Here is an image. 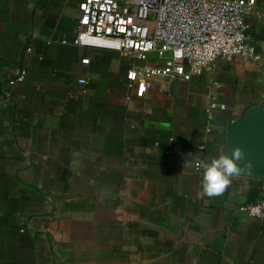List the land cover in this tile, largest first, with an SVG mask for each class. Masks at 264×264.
<instances>
[{
    "label": "crops",
    "instance_id": "crops-1",
    "mask_svg": "<svg viewBox=\"0 0 264 264\" xmlns=\"http://www.w3.org/2000/svg\"><path fill=\"white\" fill-rule=\"evenodd\" d=\"M80 1L0 0V264H264V219L237 213L264 178L199 195L233 123L264 108V0L245 19L256 58L143 95L139 63L72 43Z\"/></svg>",
    "mask_w": 264,
    "mask_h": 264
},
{
    "label": "built area",
    "instance_id": "built-area-1",
    "mask_svg": "<svg viewBox=\"0 0 264 264\" xmlns=\"http://www.w3.org/2000/svg\"><path fill=\"white\" fill-rule=\"evenodd\" d=\"M257 1L81 0L72 43L115 51L139 63L130 67L126 81L143 95L155 78L181 80L187 69H210L218 59L254 57L245 19ZM149 59L154 63L148 64ZM81 63L87 64L88 59ZM25 76L24 70H18L11 82H23ZM85 83L78 80L80 85ZM215 108L224 111L225 105L211 104ZM237 213L247 219H264V188L258 200L238 206Z\"/></svg>",
    "mask_w": 264,
    "mask_h": 264
},
{
    "label": "water",
    "instance_id": "water-1",
    "mask_svg": "<svg viewBox=\"0 0 264 264\" xmlns=\"http://www.w3.org/2000/svg\"><path fill=\"white\" fill-rule=\"evenodd\" d=\"M236 148L253 164L251 170L245 169L241 174L264 178V108L247 112L242 120L233 123L228 130L225 141L226 155L231 157Z\"/></svg>",
    "mask_w": 264,
    "mask_h": 264
},
{
    "label": "clouds",
    "instance_id": "clouds-1",
    "mask_svg": "<svg viewBox=\"0 0 264 264\" xmlns=\"http://www.w3.org/2000/svg\"><path fill=\"white\" fill-rule=\"evenodd\" d=\"M188 166L186 161L183 168ZM252 167V162L245 159V154L239 148L233 150L231 157L220 155L213 158L210 163L203 164L202 192L199 195L209 198L222 196L232 183V178L239 177L242 171L251 170Z\"/></svg>",
    "mask_w": 264,
    "mask_h": 264
}]
</instances>
